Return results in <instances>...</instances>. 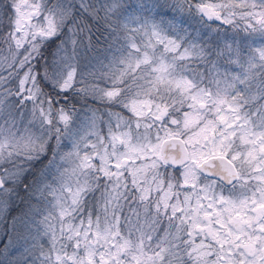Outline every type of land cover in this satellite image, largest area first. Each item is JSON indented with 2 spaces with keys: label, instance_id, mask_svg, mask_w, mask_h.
Listing matches in <instances>:
<instances>
[{
  "label": "snow or ice",
  "instance_id": "6c2138e0",
  "mask_svg": "<svg viewBox=\"0 0 264 264\" xmlns=\"http://www.w3.org/2000/svg\"><path fill=\"white\" fill-rule=\"evenodd\" d=\"M0 264H264V0H0Z\"/></svg>",
  "mask_w": 264,
  "mask_h": 264
}]
</instances>
